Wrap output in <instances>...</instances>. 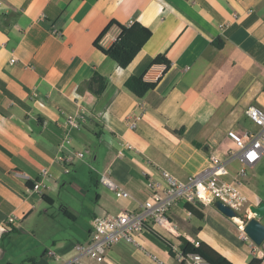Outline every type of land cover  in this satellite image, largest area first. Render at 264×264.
<instances>
[{
  "label": "crops",
  "instance_id": "1",
  "mask_svg": "<svg viewBox=\"0 0 264 264\" xmlns=\"http://www.w3.org/2000/svg\"><path fill=\"white\" fill-rule=\"evenodd\" d=\"M4 1L14 12L0 2V252L12 229L24 231L21 222L33 215L42 195L51 200L48 192L65 184L63 169L52 159L66 135L71 144L62 150L87 154L101 175L131 195L117 199L113 212L103 213L137 210L151 183L164 186L163 170L186 179L202 170L210 155L225 164L227 179L240 168L228 155L234 139L243 130L257 131L246 122L245 110L251 105L264 112V0ZM134 23L152 36L129 66L120 69L93 44L110 48L120 27ZM54 30L60 35H53ZM215 40L222 42L221 48L212 44ZM159 56L169 62L168 68L153 64ZM93 73L106 79L98 99L84 87ZM132 77L156 86L137 98L124 86ZM68 117L75 118L77 129L67 126ZM122 143L130 147L118 154ZM81 165L86 164L76 161L70 172ZM42 166L51 174L47 188L42 194L30 192L28 185ZM15 172L30 179L17 178ZM244 183L242 211L264 203V156L247 169ZM96 186L102 206L104 197L113 195L99 182ZM207 208L198 209L203 218L197 219L178 202L169 213L173 234L156 229L168 239L181 236L206 243L233 264L264 256V240L255 246L241 239L236 223L226 225L218 211L214 215ZM8 217L15 218L13 225L6 224ZM88 219L82 242L53 246L63 260L75 256L74 244L87 241L93 218ZM259 222L264 225V215ZM136 240L142 249L122 242L106 249L103 262H82L179 263L147 228ZM47 250L39 263L32 258L31 264H62L48 261Z\"/></svg>",
  "mask_w": 264,
  "mask_h": 264
},
{
  "label": "built area",
  "instance_id": "2",
  "mask_svg": "<svg viewBox=\"0 0 264 264\" xmlns=\"http://www.w3.org/2000/svg\"><path fill=\"white\" fill-rule=\"evenodd\" d=\"M53 35L59 36L60 32L54 30ZM15 59H10L14 63ZM246 122L253 125L257 131L251 132L243 130L238 137L234 139V150L229 152V158L236 159L240 163V168L234 173L231 179L226 177L229 171L225 164L215 155L208 157L207 165L197 173L191 174L186 179H178L168 173L161 171L164 186L159 183H151L148 188L147 198L139 204L137 210L121 211L117 214L103 213L95 216L91 222V232L84 243H76L72 250L75 256L63 260L62 256L53 250H47L45 257L51 262H62V264H84L83 259H90L96 263L103 262L106 249L112 245H118L122 242L129 243L137 249H142L136 240V236L144 231L147 227L160 228L167 233L173 234V224L170 220L169 213L173 206L178 202L189 204L195 209L214 207L215 202L233 210L237 216H241L236 226L240 232V237L248 241L243 232L247 220L254 217L251 207L241 211L245 202V196L242 192L244 187L246 171L252 168L261 157L264 156V112L255 106L249 105L245 110ZM67 126L77 129L75 118L68 117ZM134 127V123L130 124ZM71 139L66 135L59 144V152L53 157L52 162L63 169V174L70 173V169L76 161L84 159V153L78 150H62L69 147ZM107 145L114 148L111 140ZM130 147L127 143H122L117 150L121 153L123 148ZM14 176L24 180H29V176L24 173L15 172ZM51 177L48 166H42L38 170L36 179L33 182L30 192L42 194L47 186L45 181ZM99 184L101 187L110 191L116 199H131L130 193L124 188L114 183L107 174L100 176ZM190 216L191 214L187 212ZM234 219V218H233ZM232 219V220H233ZM14 217H8L6 224L13 225ZM195 246L198 242H192ZM177 253L176 248L173 249ZM175 259L181 261L179 253ZM188 264H204L198 258H191Z\"/></svg>",
  "mask_w": 264,
  "mask_h": 264
},
{
  "label": "rangeland",
  "instance_id": "3",
  "mask_svg": "<svg viewBox=\"0 0 264 264\" xmlns=\"http://www.w3.org/2000/svg\"><path fill=\"white\" fill-rule=\"evenodd\" d=\"M82 161L86 165L64 174L65 184H60L55 192H48L51 204L40 201L32 208L33 215L29 220L21 222L24 231L11 233L4 239L0 264H5L6 260L12 264H31L32 258L39 263L45 248L53 250V246L61 242H82L89 226L88 217L94 218L103 211L113 212L117 208V199L111 195L104 197L103 207L98 203L96 183L100 181L102 169L90 162L87 154ZM72 183L81 187L84 194L78 192ZM64 210L72 217L65 216ZM205 210L215 215V209L208 207ZM218 217L226 225L236 223L223 215Z\"/></svg>",
  "mask_w": 264,
  "mask_h": 264
},
{
  "label": "trees",
  "instance_id": "4",
  "mask_svg": "<svg viewBox=\"0 0 264 264\" xmlns=\"http://www.w3.org/2000/svg\"><path fill=\"white\" fill-rule=\"evenodd\" d=\"M0 2L4 3L12 12H14V9L6 1L0 0ZM151 36L152 33L148 29L138 23H134L129 27H120V34L110 48L106 50L100 48L97 41L93 44V46L103 56L114 61L118 68L125 69L134 60L144 45L150 40ZM212 44L216 48H221L222 46V42L220 40H215ZM158 63H163L166 68L169 66V62L164 57L159 56L153 60V64ZM124 86L137 98H141L147 92L155 88L156 82H146L142 79V77H132L125 82ZM84 87L89 93L98 99L102 96L105 90L106 79L99 76L97 73H93V75L84 82ZM28 187L32 188V185H28ZM41 200L45 203L51 204V200L45 195H42ZM183 208L195 218H203V214L191 205L184 204ZM64 213L65 216L71 218L66 212ZM147 231H149L156 239L166 246L168 254L171 258L175 259L177 253H179L181 261H179L178 264H188V261L191 260V258H198L204 264H233L230 260L219 254L206 243L198 242V245L195 246L194 243L181 236L174 239H168L153 227H147ZM12 232L15 233L16 230L12 229ZM174 248H176L177 253L174 252ZM249 264H264V256L261 259H252Z\"/></svg>",
  "mask_w": 264,
  "mask_h": 264
},
{
  "label": "water",
  "instance_id": "5",
  "mask_svg": "<svg viewBox=\"0 0 264 264\" xmlns=\"http://www.w3.org/2000/svg\"><path fill=\"white\" fill-rule=\"evenodd\" d=\"M214 208L228 219L240 218L233 210L218 201L215 202ZM251 209L254 212V217L246 221L243 232L255 246H260L264 240V225L259 222V219L264 215V203L261 202Z\"/></svg>",
  "mask_w": 264,
  "mask_h": 264
},
{
  "label": "bare ground",
  "instance_id": "6",
  "mask_svg": "<svg viewBox=\"0 0 264 264\" xmlns=\"http://www.w3.org/2000/svg\"><path fill=\"white\" fill-rule=\"evenodd\" d=\"M233 221L236 222V223L240 222V220L238 218H234Z\"/></svg>",
  "mask_w": 264,
  "mask_h": 264
}]
</instances>
